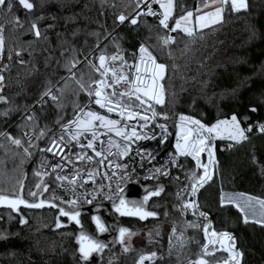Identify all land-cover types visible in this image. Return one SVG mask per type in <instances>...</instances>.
<instances>
[{
  "label": "trees",
  "instance_id": "1",
  "mask_svg": "<svg viewBox=\"0 0 264 264\" xmlns=\"http://www.w3.org/2000/svg\"><path fill=\"white\" fill-rule=\"evenodd\" d=\"M10 2L11 12L0 6V74L5 77L0 95L7 101H0V133L11 134L27 146L24 131L33 129V143L38 147L30 149L29 157L22 147L10 146V140L0 135V191L18 193L28 171L25 196L35 199L29 192L39 181L35 175L41 154L38 149L45 148L53 134H59L57 120L66 123L78 107L89 103V97L79 92L75 81L68 80L64 86L62 78L69 76L65 64L73 59L81 62L77 77L83 74L85 82H89L99 76L85 57L93 60L98 53H112L120 48L133 57L143 43L158 62L166 65L161 111L195 117L208 125L233 114L243 127L264 123V7L256 0H247V11L236 13L229 7L220 22L196 30L191 37L177 30L172 35L175 43L169 46H162L158 37L171 32L146 16L140 17L137 25H123L107 39L121 24L117 19L120 14L128 17L134 13L136 0H29L34 5L31 11L19 5L18 0ZM174 5V16L187 11L195 16L196 9L203 7V0H174ZM33 22L40 30L39 38L31 28ZM169 23L174 26V20ZM48 87L59 99L53 102L44 97L46 103L41 106L40 96ZM57 88H63L62 95ZM31 107L36 114L28 122L24 117ZM41 129L47 134L37 140ZM184 161L186 171L191 172V161ZM43 183L50 186L51 197L57 181L50 177ZM165 185L162 197L151 201L159 218L144 225L130 224L134 232L151 229L148 240H134L129 247L126 243L111 245L87 261L78 256L75 234L55 228L49 209H23L26 224H21L20 217L11 210H0V236H7L0 239V264H137L140 255L151 252L160 253L154 264H185L201 254L202 231L176 229L173 234L172 224L181 219L176 196L179 184L168 180ZM221 191L264 199V133L250 132L235 148L220 152L216 177L200 193L202 208L216 226L235 235L242 252L240 264H264V225L250 220L244 223L243 214L234 204L221 206ZM169 236L171 245L167 248Z\"/></svg>",
  "mask_w": 264,
  "mask_h": 264
},
{
  "label": "snow or ice",
  "instance_id": "2",
  "mask_svg": "<svg viewBox=\"0 0 264 264\" xmlns=\"http://www.w3.org/2000/svg\"><path fill=\"white\" fill-rule=\"evenodd\" d=\"M19 5L24 9L31 11L34 5L29 0H18ZM143 5V7H141ZM153 5H158V11L153 10ZM0 6H6L8 11L11 12L13 4L10 0H0ZM135 15L129 20L124 14H120L117 19L123 24L126 20H129L131 25H137L138 19L144 16H152L158 19V26L167 30L168 32H177L180 30L187 36L191 37L198 29L210 27L221 21L222 14L231 8L232 11L239 12L242 9H247V0H203V8L210 9L209 11L199 14L201 9L197 8V14L193 16L192 11H187L183 15L178 17L174 16V0H136ZM170 20H174V26L170 25ZM19 23V19H16ZM31 28L34 30L35 36L39 38L41 36L40 30L35 22L32 23ZM3 28L0 27V33ZM162 46H169L170 43H175V37L168 35L167 32L164 36L158 37ZM100 47L99 44L96 45ZM3 48V37L0 35V52ZM17 56L20 52L16 53ZM11 59V56H9ZM96 58L93 57V60ZM85 57V62L94 70L99 76V79H92L89 82H85L83 74L77 77V65L81 62L73 59L65 64L69 76L62 78L65 81L64 86H67L68 80H73L78 85L79 92L85 93L89 97V105L85 107H78L74 112V117L68 120L66 123H61L57 120L56 123L59 126L60 134L57 136L53 134L50 138V142L47 147L39 148L38 150L43 153H50L53 157H59V160L55 164H49L47 160L42 159L39 162V167L35 171V175L40 178L41 182H38L35 187L36 191H30L29 195L32 197L43 196L45 192H48L49 185L43 183V177L50 174H55V180L59 181V187L65 191H71L75 193L77 191V178L79 177L84 183L87 180L81 175V172L75 167L70 175H62L68 164H73L74 161L70 159L73 155L72 147H79L81 149H90L94 156L88 155L87 151L83 153L75 154L76 160H88L92 161L94 157H102L99 161L103 164V161L108 156L114 155L113 148L118 151L117 155L120 157L128 156L132 151V145L141 140L154 139V136H150L143 131L148 126L151 120H155L159 115L161 119L167 120V115L158 114L155 111L154 105L164 104V86L161 81L165 78L166 65L158 62L157 57L152 51L143 43L140 44L138 49V56L133 55L134 63L129 64L125 60L124 55L117 51L112 56H106L101 54L98 57V65ZM119 61V67L121 71L117 72L108 65V61ZM21 64L24 61H20ZM6 67V66H5ZM127 67L129 71L123 72L122 69ZM5 77L0 74V85L3 84ZM2 91V87H0ZM56 91L63 94V88H57ZM78 94V93H77ZM44 97H48L53 102L58 101V96L54 94L53 88L48 87L40 96L39 103L43 106L46 103ZM0 101L7 102L3 95H0ZM95 104L99 109H103L107 114H101L100 111L92 110L91 104ZM59 106V105H58ZM251 111L255 112L256 109L252 108ZM151 113L149 116L148 113ZM115 114L118 119L111 118V115ZM4 115H7L5 112ZM34 113H26L24 119L28 122L34 120ZM134 122V123H133ZM142 122V123H141ZM156 127L161 130V143L167 139L169 135L167 126L165 124H157ZM177 131L175 132V153L170 154L169 159L161 164L160 167L152 169V175L145 176V180L154 178L155 175L168 176V167L170 165H178L179 157H191L195 161V169L187 178L189 184L186 185L182 192L188 193L193 199L185 201L183 209H193L195 215L199 211V205L195 200L197 193L212 179V173L209 171V165L215 164L213 142L216 139L234 141L240 143L247 139L246 131L251 132L253 129L249 126L248 129L241 127V122L238 117L233 114L230 119H217L215 123L206 125L198 119H194L189 116L180 115L179 122L175 125ZM139 129V130H138ZM48 131H52L49 129ZM260 131L264 132V125H260ZM47 133L44 129H41L36 139L45 136ZM112 134V135H110ZM5 135L17 147H22L26 156H31L30 151L33 147L38 145L33 143L32 135L28 132L24 133L27 137V146L19 138H14L11 134L0 133ZM35 135V133H33ZM119 137L123 143L117 142L113 139ZM102 136L108 137L105 141ZM67 137V139H66ZM83 138V139H81ZM86 141V143H84ZM67 149L68 151H65ZM137 155L141 160H148L150 163L155 159V154L151 151H145L137 147ZM105 152L107 155H105ZM207 153L208 163L204 164L201 160V154ZM66 162V163H65ZM111 164V161H109ZM115 167L123 168L125 170L124 175L131 178L128 173V165L116 164ZM50 168V172L48 169ZM203 169V174L199 173V169ZM60 171H57V170ZM135 172V169H132ZM115 174V173H114ZM93 174L89 173V178ZM178 179V178H177ZM24 183L20 182V192H13L11 195L0 191V205H7L13 211H18L19 206L23 205L27 208H42L47 204L51 208L58 210V216L56 217V227L60 228L62 224L60 217H66L69 222H75L80 225V217L82 211L80 210V198L74 197L68 200L61 199L59 204L55 202V197L51 201L41 199L38 203L29 202L23 196ZM190 189V191H189ZM163 186L158 185L156 190L150 191L145 189L146 194L142 199H127L125 197V190L116 186V192L113 196L107 197L112 200V207L116 213L122 217H138L140 220H145L148 217H155L157 213L146 209V205L150 198L159 196L163 191ZM178 197L180 194H177ZM241 199H237L235 195L225 193L221 191L220 204L224 206L226 204H234L235 207L243 214L244 223L249 222L250 215L255 217L257 215L256 205H259V216L261 219L254 222L264 225V199L257 197L245 196V194H238ZM84 202L92 204L93 200L88 199L87 195L84 197ZM199 216L207 220V214L199 212ZM92 221L99 233H105L109 229L98 215L92 216ZM20 223L25 224L27 221L21 217ZM190 227H198L199 225H189ZM210 225L205 223L203 225L205 244L203 245V253L207 255L209 252L215 251V246L219 244L224 251L229 253V259L234 261L235 264H240L238 257H242V253L235 250V238L228 232H216L212 230L209 233ZM119 231V243L124 244L125 235H132L130 230L125 227H120ZM173 234L176 229L173 227ZM0 239H7V236H0ZM181 239V237H177ZM76 242L79 245L80 259L87 261L92 253L103 252L106 245L93 237L90 234L85 233L83 230L76 236ZM171 245V237H170ZM211 246V247H210ZM128 251L127 247L123 249ZM156 256L155 252L147 255H140L137 264H144V262L151 261ZM189 264H206V260L202 257L189 260ZM224 264H229V261H224Z\"/></svg>",
  "mask_w": 264,
  "mask_h": 264
},
{
  "label": "built area",
  "instance_id": "3",
  "mask_svg": "<svg viewBox=\"0 0 264 264\" xmlns=\"http://www.w3.org/2000/svg\"><path fill=\"white\" fill-rule=\"evenodd\" d=\"M141 7H143V5H141ZM153 10L158 11L159 10L158 5H153ZM136 11H139V9H136L132 15L128 16L129 20L131 19L132 16L135 15ZM146 17H151L154 20V23L156 25H158V19L156 17H152V16H146ZM129 20H126L127 23H129ZM117 51H119L121 54L124 55L125 60H127V62L129 64L134 63L133 57H131L130 53H128L126 51V49H124V48H120V49H118L112 53H98L94 56L96 58L94 61L98 65L99 55L105 54L106 56L110 57V56L116 54ZM137 56H138V54H137ZM119 63H120L119 61H117V62H112L110 60L108 61L109 67L116 70L117 72L121 71V69L119 67ZM122 71L127 73L129 71V69L127 67H124L122 69ZM89 103H88V105H89ZM90 106H91L92 110H96V111H100L101 113H105V112H103V110L99 109L98 106H96L94 103L91 104ZM154 108L158 114L167 115L168 119L167 120L161 119L160 116L158 115L155 120H151L149 122L148 126L143 129V131L150 136H154L155 138L150 139V140H141V141L136 142L135 144L132 145V151H130L128 156L120 157L119 155L115 154V153H117L118 150L116 148H113L112 152L114 153V155L108 156L107 159H105L103 161V164H101L99 162L102 159V157H94V159L92 161H88V160L77 161L76 156H75V154H77V153H83L84 151H87L88 155H92V156H94V153H92V151L90 149H81L79 147H72L71 150H72L73 155L70 156V159H72L74 161V165L68 164L67 167L65 168V170L61 174L62 175H70L73 171V168L75 167V169H77L81 172V175L84 177L85 180H87V183H84L83 180H81L78 177L77 178V191L75 193H73L71 191L63 190L61 187H59L60 182L57 181V186H56V188L52 194V198L55 197L56 198L55 201H57L59 203L61 199L68 200V199H71V198L78 196L80 198V209L99 205V204L112 205V200L107 199V197L113 196V193L116 192L117 184H119L120 187L123 188L124 190L126 189V187L128 185L135 184L140 188L141 193H146L145 189L151 190V189L155 188L156 183L163 182L165 184V181L173 180L179 184V187L176 190V196L178 197L177 194L178 193L180 194L178 199L180 200L181 219L178 223H173L171 226V229H173V227H175V229H185V230H192V231H200L201 230L202 235H203L202 236L203 245L206 242L205 238H204V231H203V225L205 223H209V225H210L209 233H211L212 230H215L216 232H228L235 238V235L233 234V232H231L229 230H225V229H220L216 226L214 219L210 216V214L206 210H204L202 208V205L200 202V193L216 177L217 167L219 164V153L232 150L233 148H235L237 146L238 143H236L234 141H229L227 139H224V140L216 139L213 142L214 159H215L216 163L213 165H209V171L212 173V179L207 184H205L204 187L201 188L200 191L197 193L195 200L199 205V211H197L196 214L194 215L193 209H191V208L187 209V210L183 209L184 202L193 199V197L188 195V193L182 192V189L186 185L189 184V179L187 177L190 176V174L193 170H196L195 169V161H193L191 159V157H187V159H189L193 165V169L191 170V172L186 171V163L184 161L185 157H179L178 158V165H170L168 167L167 170L170 173V175L164 176V175L157 174L154 176V178H152L150 180L144 179L145 176H149V175L153 174L151 171L152 169H154L155 167H160L161 164H164L169 159L170 154L175 153V142H176L175 132L177 131L175 125L179 122L180 115L172 116L166 112H163L159 109V105H154ZM28 113L29 114L30 113L36 114L35 108L31 107L28 110ZM148 115L150 116L151 113L149 112ZM185 116H188V115H185ZM189 117H191V116H189ZM111 118L118 119L119 117H117L115 114H112ZM192 118L198 119L195 117H192ZM198 120H200V119H198ZM200 121L202 123H204L202 120H200ZM157 124H165L167 126V130H168L169 135L167 136V139L164 140L163 143H161V139H162L161 130H160V128L156 127ZM206 125H208V124H206ZM260 125H264V123L256 124V125H248V126L244 127V129H248L249 126H251L253 129L251 132L257 131L258 133H264V132L260 131ZM25 132H28L29 135H32L33 139L35 138V135H33V133H35V131L33 129L26 130V131H24V133ZM248 133H250V132L246 131V133H245L246 136L248 135ZM59 134H60V131H59ZM59 134H56V135L58 136ZM110 135H112V134H110ZM24 137L27 140V137L26 136H24ZM107 138L108 137H106V136H102V139H104L105 141L107 140ZM113 139H115L117 142L123 143L119 137H115L114 135H113ZM9 144L12 147L16 146L11 141L9 142ZM48 144H47V146H48ZM137 147L145 150L146 152L147 151L153 152L155 154V159L152 160L150 163L148 162V160L142 161L140 156L137 155V151H136ZM65 151H68V150L65 149ZM105 155H107L106 152H105ZM42 159L47 160L49 164H55L59 160V157H53L50 153H43V154L41 153L39 158H38V161H37L36 170L38 169L39 162ZM208 159L209 158L207 156V153L201 154L202 163L207 164ZM109 161H111V164L109 163ZM116 164L128 165L127 171L130 174L131 178L129 179L128 176L124 175L125 170L123 168L115 167ZM132 169H135L134 173L132 172ZM48 171L50 172V168L48 169ZM57 171H60V170L58 169ZM198 171L200 174H203L202 168L199 169ZM89 173L93 174L91 176V178H89ZM50 177L55 179V174H50L48 176H44L43 182ZM39 180H40V178H39ZM189 191H190V189H189ZM85 195H87L88 199L93 200L92 204H87L84 202ZM201 211L207 214V220H205L203 217L199 216V212H201ZM189 225H199V226L198 227H190ZM170 237L171 236H169V241H170ZM203 245L201 247V254L197 258H200V257L204 258L206 260V264H224V261H226V260L229 261V264H235L234 261H231L229 259V253L224 251L223 248L219 244H217L215 246L214 253L209 252L207 255H205L203 253ZM169 246H170V242H168L167 248H169ZM235 250L241 252V250L238 248V246L236 244V238H235ZM155 253H156V256L153 257L151 261L146 260L144 262V264L156 263L158 261V259H160V253L159 252H155ZM147 254H150V253H146L144 255H147ZM197 258H194V259H197ZM194 259H189V260H194ZM238 259L241 263L242 257H238ZM189 260H187V262L185 264H189Z\"/></svg>",
  "mask_w": 264,
  "mask_h": 264
},
{
  "label": "flooded vegetation",
  "instance_id": "4",
  "mask_svg": "<svg viewBox=\"0 0 264 264\" xmlns=\"http://www.w3.org/2000/svg\"><path fill=\"white\" fill-rule=\"evenodd\" d=\"M44 198L52 199V196L49 197V191L44 195ZM35 199H32V200H35ZM98 206H103V209H99L98 210V208H99ZM111 206L112 205H108V204H99V205H96L95 207H92V208H89V207L82 208L83 212H90L88 214L81 215V223L83 225V228L86 229L87 231H89L90 233L98 236L102 240V242L106 245L104 250L109 248L111 245H114V244L120 245L121 244V243H119V240H118V237H119L118 229L120 227L130 228L131 229V233H133L134 229L130 226V224H132L133 222H140V221L135 220V219H128V218L120 217L119 214L116 213L112 209ZM149 208L151 210H153L151 208V203L149 205ZM49 211H50V213L52 214V216L54 217V219L56 221L57 211H55L53 209H49ZM93 215H98V216L101 217L102 221L105 223V225L109 229L107 232L99 233L97 231V229L95 227V224L92 221V216ZM60 220H61V222H62V224L64 226L60 227L59 229H64L65 231L73 232L75 234L74 235V239H75V236L77 235V232L79 230L78 226L74 222H69L66 217H60ZM149 221H151V220H149ZM141 224H143V223H141ZM55 225H56V223H55ZM128 236L129 235H127V234L125 235L124 244L126 243ZM78 249H79V245L77 244L76 251L78 253V256H80V253H79ZM100 253H102V252L92 253V255L89 258H93V257L97 256Z\"/></svg>",
  "mask_w": 264,
  "mask_h": 264
},
{
  "label": "water",
  "instance_id": "5",
  "mask_svg": "<svg viewBox=\"0 0 264 264\" xmlns=\"http://www.w3.org/2000/svg\"><path fill=\"white\" fill-rule=\"evenodd\" d=\"M247 10H249V7H247V9H242V10L239 11V12H243V11H247ZM234 12H235V11H234ZM239 12H236V13H239ZM126 23H127V21L124 22L123 24H120L119 27H118V28H117V29H116V30H115V31H114V32H113V33H112L107 39H109V38L112 37L116 32H118V31L122 28V26L125 25ZM168 35H169V34H168ZM87 105H88V104H87ZM244 119H245V121H247V120H248V117L245 116ZM27 178H28V171H26V173H25V175H24V178H23V180H22V182L24 183L23 196H24L25 199H27L29 202H34V203H38L41 199L46 200V201H51V200H52V199H46V198H44V195H45L47 192H45V193L43 194V196H38L35 200H32V199L27 198V197L25 196V184H26ZM158 185H162L164 190L161 192V194H160L159 196H156V197H152V198H150V200L148 201V203H147V205H146V209L149 210V211H153V210H151V209L149 208V205H150L151 201H152L153 199H159V198H161L162 195H163V194L165 193V191H166V185H165L163 182H161V183H156V187H157ZM156 187L153 188V189H151L150 191H154V190H156ZM19 192H20V188H19L18 193H19ZM225 193L233 194V195H235V196H239L238 194H240V193H237V192H225ZM124 194H125V197H126L127 199H136V200H140V199H142L143 195H145L146 193H141V190H140V188H139L137 185H135V184H130V185H128V186L126 187ZM10 195H11V194H10ZM245 196H249V195H246V194H245ZM55 202H56L57 204H59L57 201H55ZM95 206H96V205H95ZM95 206H91V207H89V208H92V207H95ZM98 207H99L98 210H99V209H103V206H98ZM111 207H112V206H111ZM256 207H257L258 209H260L259 206H258V204L256 205ZM89 208H88V209H89ZM257 208H256V209H257ZM4 209L11 210V211L13 212L14 215H17V216H19L20 218L23 217L25 220H26V216H25V214L23 213V209H26V210H44V209H53V210L57 211V216H58V210H57L56 208H51V207H49L47 204H45V206L42 207V208H27V207H25V206H23V205H20L18 211H13V210H12L10 207H8L7 205H0V210H4ZM112 209H113V207H112ZM80 210L82 211L83 209H80ZM113 210H114V209H113ZM114 211H115V210H114ZM256 211H257V210H256ZM153 212L157 213L156 211H153ZM88 213H90V212H83V211H82V215H83V214H88ZM57 216H56V217H57ZM119 216H120V215H119ZM250 216H251V215H250ZM120 217H122V216H120ZM124 218L135 219V220H138V221H140L141 223L145 224V223L148 222L149 220L158 219V218H159V214L157 213V215H156L155 217H148V218H146L145 220H140L138 217H124ZM1 219H2V218H1V216H0V220H1ZM255 219L259 220V219H261V217H260V216H258V217L256 216ZM80 221H81V217H80ZM74 223H75V222H74ZM25 224H26V223H25ZM75 224H76V223H75ZM76 225H77V224H76ZM77 226H78V228H79V230H78V232H77V235L80 233L81 230H83L85 233L90 234V235H92L93 237H95L96 239L102 241L98 236H96V235L90 233L89 231H87L86 229H84L82 223H80V225H77ZM55 228H57L56 225H55ZM57 229H59V228H57ZM128 229H129L130 232H131V229H130V228H128ZM77 235H76V236H77ZM76 236H75V242H76ZM76 243H77V242H76ZM89 259H91V258H89Z\"/></svg>",
  "mask_w": 264,
  "mask_h": 264
},
{
  "label": "rangeland",
  "instance_id": "6",
  "mask_svg": "<svg viewBox=\"0 0 264 264\" xmlns=\"http://www.w3.org/2000/svg\"><path fill=\"white\" fill-rule=\"evenodd\" d=\"M202 8L203 7H201L200 9H202ZM209 10L210 9L205 8L203 11H200L199 14H203V12H206V11H209ZM196 14H197V12H196ZM193 16H194V14H193ZM222 16H223V14H222ZM173 33L174 32H171V36L173 35ZM0 57H2V52H0ZM161 83H162V81H161ZM223 119H226V118H223ZM227 119H230V118H227ZM241 127L244 128L242 124H241ZM38 182H41V181L39 180ZM33 191H36V187L34 188ZM236 198L238 200L241 199L239 196H236ZM256 210H257V215L256 216L258 217L260 209L257 208ZM255 217L250 216L249 220L250 221L257 220V219H255ZM150 236H151V229H149V228H146V229H144L142 231L133 232L132 235L128 236L127 241H126V246H128V247L131 246V244L133 243L134 240H139V241L148 240L150 238Z\"/></svg>",
  "mask_w": 264,
  "mask_h": 264
},
{
  "label": "crops",
  "instance_id": "7",
  "mask_svg": "<svg viewBox=\"0 0 264 264\" xmlns=\"http://www.w3.org/2000/svg\"><path fill=\"white\" fill-rule=\"evenodd\" d=\"M256 2H257V4L259 5V6H262V7H264V0H256ZM225 13V12H224ZM224 13H223V16H222V19H223V17H224ZM221 19V20H222ZM214 25V24H213ZM87 106V105H86ZM101 110H103V109H101ZM103 112H105L104 110H103ZM101 114H107L106 112L105 113H101ZM66 139H67V137H66ZM81 139H83V138H81ZM84 143H86V141H84Z\"/></svg>",
  "mask_w": 264,
  "mask_h": 264
},
{
  "label": "bare ground",
  "instance_id": "8",
  "mask_svg": "<svg viewBox=\"0 0 264 264\" xmlns=\"http://www.w3.org/2000/svg\"><path fill=\"white\" fill-rule=\"evenodd\" d=\"M248 7V6H247Z\"/></svg>",
  "mask_w": 264,
  "mask_h": 264
}]
</instances>
